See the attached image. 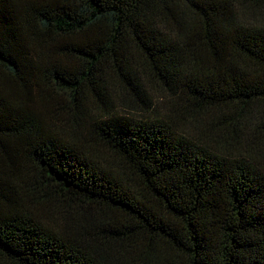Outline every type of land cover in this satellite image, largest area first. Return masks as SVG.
<instances>
[{
  "label": "trees",
  "instance_id": "trees-1",
  "mask_svg": "<svg viewBox=\"0 0 264 264\" xmlns=\"http://www.w3.org/2000/svg\"><path fill=\"white\" fill-rule=\"evenodd\" d=\"M0 264H264V0H0Z\"/></svg>",
  "mask_w": 264,
  "mask_h": 264
}]
</instances>
